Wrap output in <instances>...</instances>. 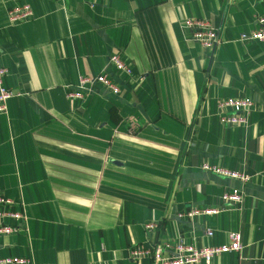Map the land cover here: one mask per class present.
<instances>
[{"label": "crops", "instance_id": "0c3cea01", "mask_svg": "<svg viewBox=\"0 0 264 264\" xmlns=\"http://www.w3.org/2000/svg\"><path fill=\"white\" fill-rule=\"evenodd\" d=\"M23 4L29 13L12 20ZM262 14L264 0H0L1 82L12 91L0 193L23 212L0 234V256L158 264L133 251L175 256L177 240L216 246L237 230L238 249L187 264H264V39L241 37ZM188 16L217 30L212 49L191 39ZM98 73L119 90L81 83ZM226 97L252 100L244 122L220 121ZM231 187L239 202L221 198ZM203 206L218 211L180 215Z\"/></svg>", "mask_w": 264, "mask_h": 264}, {"label": "built area", "instance_id": "2783aa9c", "mask_svg": "<svg viewBox=\"0 0 264 264\" xmlns=\"http://www.w3.org/2000/svg\"><path fill=\"white\" fill-rule=\"evenodd\" d=\"M29 7L27 4L18 5L9 10V16L12 20H17L26 16L29 13ZM259 27L251 30L249 33H242L241 37H252L264 39V14L258 17ZM183 26L190 29L191 39L200 43L204 48L212 49V47L218 42L217 30L208 24L203 19L198 17H186L183 20ZM110 63L116 70H124L129 73L131 67L119 57L117 53H112L109 57ZM5 71V68L0 64V111L5 107L6 99L12 95V91L3 86L1 82V75ZM93 81H97L102 85L108 87L113 92L119 90L118 85L107 76L105 73H98L96 75H83L81 77V83L89 86ZM82 86V85H81ZM70 96H81L80 91L69 92ZM252 105V100L249 97H226L218 102L220 108L231 111V113L221 114L219 119L225 124H235L245 121V115L248 109ZM203 168H210L216 172L231 176L238 177L240 179H247V175L238 169H229L218 165H211L208 163L202 164ZM221 198L229 203L239 202L242 198V192L236 187L224 189L221 193ZM12 199L8 196L0 193V219L2 216H6L11 221L4 222L0 221V234L9 233L17 229L16 222L22 218L23 212L19 207H13ZM218 211L216 206H203V207H192L184 212L180 213L181 216H191L199 212L215 213ZM13 221V222H12ZM147 226H151L150 223ZM206 233L211 234V230L207 229ZM229 242L222 245H208L205 247H196L191 243L184 240H177L174 243V249L176 251L175 256L164 257L161 255L158 248H153L151 251L147 248H137L133 251L135 254H151L153 259L158 264H187L197 263L201 258L208 261L212 256L235 250L240 247V233L237 230H231L229 232ZM28 258L20 256H0V264H26Z\"/></svg>", "mask_w": 264, "mask_h": 264}]
</instances>
